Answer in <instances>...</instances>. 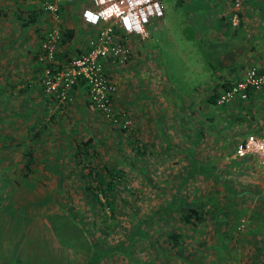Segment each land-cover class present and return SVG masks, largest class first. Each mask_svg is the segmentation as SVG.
Segmentation results:
<instances>
[{"label":"rangeland","instance_id":"1","mask_svg":"<svg viewBox=\"0 0 264 264\" xmlns=\"http://www.w3.org/2000/svg\"><path fill=\"white\" fill-rule=\"evenodd\" d=\"M44 1L36 8L46 30L54 22L41 8ZM160 1L168 13L166 47L159 42V53L153 45L162 17L151 18L147 26L154 32L146 26V34L126 40V62L105 60L120 116L111 122L89 103L82 84L65 112L58 111L39 85L34 59L27 62L26 44L40 35L28 38L21 26L28 3L0 0V260L83 264L87 254L60 243L44 222L46 214L65 211L91 230L103 252L96 264H264V169L255 155L235 149L247 133L264 135V108H250L248 99L226 106L208 100L210 87L193 80L203 59L206 64L190 23L197 15L187 13L196 0ZM86 4L59 1L57 26L80 23L86 32L81 46L95 32L81 18ZM88 136L97 153L87 157L118 175L112 218L99 211L73 154ZM25 144L32 147L31 161ZM171 198L177 205L161 212ZM199 202L205 210L194 224L177 218L185 205ZM137 220L143 237L131 236ZM170 230L179 231L178 245L168 241Z\"/></svg>","mask_w":264,"mask_h":264},{"label":"built area","instance_id":"2","mask_svg":"<svg viewBox=\"0 0 264 264\" xmlns=\"http://www.w3.org/2000/svg\"><path fill=\"white\" fill-rule=\"evenodd\" d=\"M60 0H46L44 9L54 22L49 26L40 41L39 59L45 63L40 82L44 93L56 99L57 108L65 112L71 102V87L82 82L86 88L87 99L101 116L111 122H117L119 112L113 104L111 95L115 82L107 74L105 60L124 63L130 55L127 39L147 33L146 26L151 18H161L163 7L160 0H88L81 9L83 22L95 29L87 41V48L70 56L65 64L57 65L54 50L59 40L58 4ZM238 0H235V5ZM238 4V3H237ZM231 23H237V12H233ZM264 88V64L249 65L241 77L215 97L217 105L235 100H245L248 94ZM240 155H255L264 169V135L247 133L236 143Z\"/></svg>","mask_w":264,"mask_h":264},{"label":"crops","instance_id":"3","mask_svg":"<svg viewBox=\"0 0 264 264\" xmlns=\"http://www.w3.org/2000/svg\"><path fill=\"white\" fill-rule=\"evenodd\" d=\"M15 1L22 0H11V2ZM38 1L40 0H25L28 3L25 10L26 15L36 14L35 19L24 26H27L25 29H28V38H33L34 34H40L43 30L40 29L41 16L39 12L41 11L36 8V2ZM262 1L263 3H261ZM194 3V6L187 9V13L193 16L197 15V17L194 16L196 21L190 18L192 19L190 23L196 24L194 36H197L200 40L197 52L202 57L205 56L206 64L203 59L202 66H204L194 70L196 75L194 73L193 80L206 83L205 86H209L210 90L220 91L229 83L239 79L249 65L264 64V0L259 3H256V0H238L236 5L235 0H196ZM235 11L237 12V23L234 25L231 23V17ZM167 15L168 13L164 9L158 34L154 35L153 39L155 48H158L159 42L162 43V48L166 47L164 41L169 28ZM78 25L79 27H72L73 37L69 41L63 42L62 46L59 47L61 54L67 52L62 60L66 59L67 56L70 58L71 55L82 50L80 47L83 49L85 47L84 44L81 46V43L84 41L86 32L80 27V23ZM147 28L149 33L154 32L153 25L147 26ZM39 39L40 37L35 39V44H31L32 41L28 42L29 45L26 44L27 47L25 48L30 53L27 62L30 60L31 63L32 55L38 51ZM150 46L151 44H149ZM160 51L159 49V53ZM207 66H209L208 69ZM204 70H206V73ZM197 71L203 74L198 75ZM247 99L250 108H255L257 111L258 109L263 110L264 88L252 91ZM261 113H264V110Z\"/></svg>","mask_w":264,"mask_h":264},{"label":"trees","instance_id":"4","mask_svg":"<svg viewBox=\"0 0 264 264\" xmlns=\"http://www.w3.org/2000/svg\"><path fill=\"white\" fill-rule=\"evenodd\" d=\"M43 3L44 2H42V6H43ZM42 6L41 8L44 9V7ZM39 11H40V8H39ZM15 13L17 16L20 15V12L18 10H15ZM58 13H59V4H58ZM35 15H36L35 13H32L30 15L25 14V18L23 19L21 26H25L26 24L30 23V21L35 19ZM44 33H45V30H42V33H40L39 35L40 39H39V46H38V51H37L38 53L36 52L35 54L32 55V59H34L35 65H36L35 67L39 71L38 81H39V85L42 91H43V88L40 82V78H41V73H42L41 70L45 62L39 59V56L41 54L40 41L43 38ZM72 37H73V29L71 27L62 28V29L59 28V40L54 50V57H53L56 60L57 65L65 64L66 61H68L69 59V56H67L66 59L62 60V57H64L67 52L64 54H61L59 50L60 45L58 44H63V42L69 41ZM84 46H85L84 49L80 48L82 50H79L78 52L84 51L87 48V43L86 45L84 44ZM69 53L70 51L68 52V54ZM79 84H82L84 86L82 82H79L78 84L71 87L70 92L72 93L75 86ZM226 86L224 88H226ZM218 92L219 91L212 90V92L207 96L208 100L213 105L216 104L215 97L218 94ZM44 94L47 95L46 93ZM47 96L50 101L57 102L53 96L51 95H47ZM112 96L113 94L111 95V98ZM239 102H242V100H235V101H232L226 104H221V105L216 104V106H226V105L233 104V103L237 104ZM122 129L123 131H125L124 128ZM91 139H92V136H88L85 140L81 142L82 145L76 143L74 145L73 154L78 157L79 165L80 167H82L81 173H83L88 179L87 190L90 192L91 194L90 196H92V198L98 202L99 211L101 213H105V215L109 214L110 217L112 218L114 215V211H115V205H112V199L114 196V192H112V188H114L116 185V178H118V175H115L113 173L114 171H112V169L109 168L108 164H106L104 161L97 162L94 164L91 162L90 158L87 157V155H89L90 153L96 152V148L92 144H90ZM130 142L132 141L130 140ZM133 144H134V149L141 152V150L143 149L142 144L140 146L135 142ZM88 149L89 151H87ZM235 149H236V144H235ZM24 153H25L26 158L31 161L33 154H32V147L30 145L25 144ZM105 170H106V175H109V176L111 175L107 179L105 178V175H104ZM101 196H103V199L101 198ZM176 202H178L177 199L171 198L168 201V205L166 206V208L160 211L163 213L170 211V208L175 207L177 205ZM207 208L209 209L208 206ZM105 209H107V211ZM204 210L205 209H203L202 202H199L194 206L185 205V208L182 210L180 215L177 216V218L180 219V221L182 222H186L188 224L189 223L194 224L193 223L194 219H200ZM44 218H45L44 222L46 221L45 223L48 224L53 236H55V238H57L60 243L73 245L78 250H82L87 254L88 259L83 264H96L97 263V261L99 260L98 258L103 252L99 247H97V245L95 244L96 243L95 240H93V238L91 237L89 233L91 230L87 228V226L85 227L83 224H81V221L77 220L76 216L74 217L72 216V214L62 211L57 214L55 213L46 214ZM141 225H142V220L135 223V227L131 231V236L134 234H138L139 237L145 236V232L144 230H142L143 228ZM166 237L168 241H170L171 244L178 245L180 242L179 240L180 233L177 230H170L166 234ZM0 264H24V263L18 259H15L12 257H6L0 260Z\"/></svg>","mask_w":264,"mask_h":264}]
</instances>
